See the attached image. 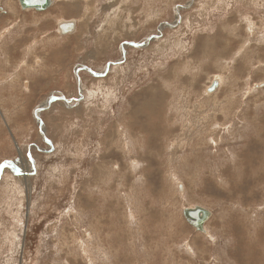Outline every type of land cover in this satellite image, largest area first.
<instances>
[{
  "label": "rangeland",
  "instance_id": "rangeland-1",
  "mask_svg": "<svg viewBox=\"0 0 264 264\" xmlns=\"http://www.w3.org/2000/svg\"><path fill=\"white\" fill-rule=\"evenodd\" d=\"M263 6L0 0V264H264Z\"/></svg>",
  "mask_w": 264,
  "mask_h": 264
},
{
  "label": "water",
  "instance_id": "water-1",
  "mask_svg": "<svg viewBox=\"0 0 264 264\" xmlns=\"http://www.w3.org/2000/svg\"><path fill=\"white\" fill-rule=\"evenodd\" d=\"M55 0H17L20 9L22 10H35V11H45L49 7L52 6ZM75 24L72 22H62L58 25V31L61 34L71 33L74 31ZM149 40V39H148ZM125 45H129L134 48H139L145 46V43L140 44H133L128 43ZM218 88L217 80H213L209 87L206 89V93H213ZM181 188V186H180ZM182 189V188H181ZM210 212L202 208L200 206H195L192 208L183 209L182 215L185 221L194 228L197 232L204 233L203 224L208 220L210 217Z\"/></svg>",
  "mask_w": 264,
  "mask_h": 264
},
{
  "label": "bare ground",
  "instance_id": "bare-ground-1",
  "mask_svg": "<svg viewBox=\"0 0 264 264\" xmlns=\"http://www.w3.org/2000/svg\"><path fill=\"white\" fill-rule=\"evenodd\" d=\"M16 1H17V0H16ZM54 2H55V1H54ZM18 5H19V4H18ZM52 5H53V4H52ZM263 7H264V6H263ZM1 11H2V10H1ZM3 12H4V11H3ZM60 21H61V20H60ZM60 21H59V22H60ZM71 22L75 24L74 21H71ZM60 23H62V21H61ZM60 23H58L57 25H59ZM76 23H77V22H76ZM57 27H58V26H57ZM40 32H41V31H40ZM258 37H259V36H258ZM258 37H257V38H258ZM247 39H248V38H247ZM258 39H259V38H258ZM260 39H261V38H260ZM150 41H151V40H150ZM262 43H263V42H262ZM133 44H135V43H133ZM126 46H127V45H126ZM127 47H128V46H127ZM125 51H126V50L123 49L122 52L126 54ZM123 56H124V55H123ZM116 63H117V62H116ZM118 63H120V62H118ZM40 66H41V65H40ZM42 66H43V65H42ZM42 66H41V67H42ZM213 80H214V79H213ZM215 80H217V79H215ZM217 82H218V80H217ZM205 92H206V91H205ZM206 94H209V93H206ZM212 96H213V95H212ZM52 97H53V96H52ZM55 98H56V97H55ZM49 100L51 101L52 99H48L47 101H49ZM76 102H77V101H76ZM41 105H42V106H46V105L48 106V103H46L45 105H43V104H41ZM42 106H40V107H42ZM18 151H19V153H20V150H19V149H18ZM21 171H22L21 173L23 174L22 177H23L24 181L27 182L26 180L28 179V174H29L28 170H26V168H25V169H24V168H23V169L21 168ZM25 182H24V183H25ZM182 190H183V189H182ZM190 208H192V207H190ZM210 216H211V214H210ZM209 218H210V217H209ZM209 218H208V219H209ZM207 221H208V220H207ZM207 221H206V222H207ZM206 222H205L204 224H206ZM204 224H203V229H204L205 232H204L203 234H206L207 231H206V229L204 228Z\"/></svg>",
  "mask_w": 264,
  "mask_h": 264
},
{
  "label": "snow or ice",
  "instance_id": "snow-or-ice-1",
  "mask_svg": "<svg viewBox=\"0 0 264 264\" xmlns=\"http://www.w3.org/2000/svg\"><path fill=\"white\" fill-rule=\"evenodd\" d=\"M237 55H239V53H237ZM191 249H189V251H190Z\"/></svg>",
  "mask_w": 264,
  "mask_h": 264
}]
</instances>
